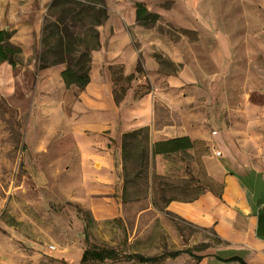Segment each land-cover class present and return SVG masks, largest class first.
I'll return each instance as SVG.
<instances>
[{
	"label": "rangeland",
	"instance_id": "obj_1",
	"mask_svg": "<svg viewBox=\"0 0 264 264\" xmlns=\"http://www.w3.org/2000/svg\"><path fill=\"white\" fill-rule=\"evenodd\" d=\"M8 1L0 0V28L7 24L11 26L8 31L12 32L16 23H10L7 17L13 14L22 17L23 9ZM27 1L31 15L41 11L44 15L40 37L32 47L33 54L28 59L22 56L21 64L15 69L13 97L0 94V264H81L89 246L114 249L120 255L155 256L174 250L176 247L171 245L160 219L155 222L154 214L147 213L136 225L134 211L150 206L162 210L163 197L190 201L208 191L220 193L221 186L208 169L216 163L215 153L211 154L205 142L197 141L193 150L153 156L150 140L143 134L137 140L127 141L122 203L127 209L125 222L113 218L111 206L102 208L103 216L95 217L73 201L66 183L67 169L49 167L47 164L52 162H39L27 140L30 124L36 125L34 118L41 113L35 51L41 42L45 21L55 11H50L53 0ZM82 1L93 5V0ZM121 1L134 8L136 2H141L149 12L160 16L156 25L140 31L161 38L160 41L151 39L148 45L149 53L162 63L161 72L177 74L187 65L189 75L197 78L187 92L192 98L186 108L187 128L193 125L199 130L205 124L203 129L215 131L229 112L237 107L243 109L245 100L254 104L264 102V0ZM109 3L110 0L105 1L107 7ZM58 17L56 14L54 19ZM76 34L84 38L85 47H92L91 26L79 24ZM30 42L23 37L19 46ZM169 42L175 45L173 55L179 59L180 66L171 64L170 58L165 57ZM136 45L141 46L138 42ZM34 62L37 68L30 70L28 66ZM111 71L119 92L132 85L121 69ZM49 85L58 89L53 82ZM147 88L145 85L140 92ZM38 123L42 125L35 128L36 136L43 132V125H51L46 118ZM65 142L69 145L70 137ZM155 201L158 206L154 205ZM164 218L183 236L186 245L195 248V244L203 241H216L211 232L169 215ZM105 264L131 263L120 260Z\"/></svg>",
	"mask_w": 264,
	"mask_h": 264
},
{
	"label": "crops",
	"instance_id": "obj_2",
	"mask_svg": "<svg viewBox=\"0 0 264 264\" xmlns=\"http://www.w3.org/2000/svg\"><path fill=\"white\" fill-rule=\"evenodd\" d=\"M9 1L23 9L22 17L16 14L7 17L10 23H16L12 32H17L11 42L21 45L23 37L29 38L32 42L22 45L23 56L28 59L33 54L34 40L40 37L44 13L31 15L27 0ZM108 11L106 23L98 30L101 46L92 54L90 83L85 89L66 88L61 78L63 66L38 69L41 113L34 118L37 124L29 127L30 150L37 154L39 162H52L47 165L67 169L69 179L65 182L69 183L70 196L82 208L98 217L105 214L102 208L111 206L113 218L125 222L124 136L147 130L151 153L157 142L182 137L203 141L216 156L215 165L208 169L221 186L220 193L208 191L193 201L172 202L164 210L150 206L134 211L136 225L147 213L154 214L155 222L160 219L171 245L176 248L155 256L129 255L160 258L182 252L175 258L151 264H264V102L254 104L245 100L243 109L237 107L229 112L215 131L203 129L205 124L199 130L193 125L187 128L186 108L192 102L187 92L197 78L189 75L187 65L177 74L161 72V61L149 53L148 47L151 39L161 38L140 31L144 26L137 22L136 3L134 8L125 1L110 0ZM2 30H11V26L5 24ZM174 46L170 42L166 44L165 57L170 58L171 64L180 66L179 59L173 55ZM139 64L142 73L132 80L117 102V86L111 70L119 68L127 78L136 74ZM17 67L8 63L0 65V94L13 97ZM28 67L37 68L35 62ZM50 82L58 89L50 88ZM145 85L146 91L140 92ZM44 118L50 119L51 125H43V132L36 136L35 128L42 125L38 121ZM68 137L69 145L65 142ZM167 215L211 232L215 243L203 241L195 244V248L186 245L183 236L164 218Z\"/></svg>",
	"mask_w": 264,
	"mask_h": 264
},
{
	"label": "trees",
	"instance_id": "obj_3",
	"mask_svg": "<svg viewBox=\"0 0 264 264\" xmlns=\"http://www.w3.org/2000/svg\"><path fill=\"white\" fill-rule=\"evenodd\" d=\"M105 1L106 0H93V5L87 4L82 0L52 1L50 11H55L53 15H49L46 19L42 30L41 42L35 51L34 60L39 70L63 66L64 70L61 73V78L66 88L75 86L79 90H83L89 85L92 54L99 50L101 46L98 28L103 26L108 19V7ZM64 6H66V8H62ZM60 8L62 9L60 10ZM56 14H58L59 17L54 19ZM136 19L140 25L150 27L159 22L160 16L149 12L143 3L136 2ZM79 24L83 26L89 25L94 31V43L92 47H85L86 41L84 38L76 34V28H78ZM13 34V32L8 30L0 31V65L8 63L15 68L21 64L23 49L19 45H15L11 42ZM140 73H142V68L139 64L136 74L126 79L132 81ZM114 80L117 86L116 78ZM115 93L118 102L121 98L120 96L125 94V91L121 93L116 90ZM143 134H146V139L149 140L147 130H140L124 136V156L126 154L127 141L129 139L137 140V138ZM196 144V142L191 141L188 137L157 142L153 145L152 154L153 156H167L184 153L193 150ZM176 201L181 200L175 197H163V199H161V203L163 204L162 210ZM154 205L158 206V201H155ZM180 254H182V252L164 255L160 258H146L142 255H120L114 249H101L89 246L84 251L81 264H105L106 262H116L120 260H134L140 264H151L162 261L168 257L175 258Z\"/></svg>",
	"mask_w": 264,
	"mask_h": 264
},
{
	"label": "built area",
	"instance_id": "obj_4",
	"mask_svg": "<svg viewBox=\"0 0 264 264\" xmlns=\"http://www.w3.org/2000/svg\"><path fill=\"white\" fill-rule=\"evenodd\" d=\"M216 155H217V156H219V155H220V153H219V152H217V153H216ZM51 249H52V250H54L55 248H54V247H51Z\"/></svg>",
	"mask_w": 264,
	"mask_h": 264
}]
</instances>
